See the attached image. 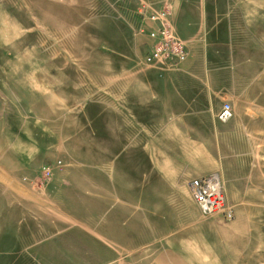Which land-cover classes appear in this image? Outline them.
<instances>
[{
	"label": "crops",
	"instance_id": "crops-1",
	"mask_svg": "<svg viewBox=\"0 0 264 264\" xmlns=\"http://www.w3.org/2000/svg\"><path fill=\"white\" fill-rule=\"evenodd\" d=\"M145 1L168 8L182 65L141 57L102 70L97 92L56 71L31 120L0 129V264H253L260 252L264 212L236 206L264 201L263 0ZM213 172L235 206L222 229L184 192Z\"/></svg>",
	"mask_w": 264,
	"mask_h": 264
},
{
	"label": "rangeland",
	"instance_id": "rangeland-1",
	"mask_svg": "<svg viewBox=\"0 0 264 264\" xmlns=\"http://www.w3.org/2000/svg\"><path fill=\"white\" fill-rule=\"evenodd\" d=\"M149 8L145 0H0V129L31 120L33 111L42 105L32 99L52 90L56 71H62L61 79L71 77L81 92L85 80L92 77V90L97 92L102 70L106 74L119 65L142 64L147 44L141 34ZM86 85L91 88L88 81ZM185 190L192 199L189 186ZM261 208L264 201L236 206L243 214L264 212ZM210 221L213 228L221 229L232 222ZM263 232L261 242L254 246L260 252L252 254L253 264H264Z\"/></svg>",
	"mask_w": 264,
	"mask_h": 264
},
{
	"label": "built area",
	"instance_id": "built-area-1",
	"mask_svg": "<svg viewBox=\"0 0 264 264\" xmlns=\"http://www.w3.org/2000/svg\"><path fill=\"white\" fill-rule=\"evenodd\" d=\"M147 20L153 25L145 26L142 30L151 39L143 56V62L168 69L178 68L187 59L188 50L186 43L177 35L173 27L168 8H151L147 12ZM231 116V105L225 103L219 112V117L226 121ZM62 164V160H57L55 164L46 163L42 166V172L49 177L54 169ZM189 186L194 201L205 217L218 218L225 222L236 217L235 207L229 202L218 173L213 172L195 178L190 181Z\"/></svg>",
	"mask_w": 264,
	"mask_h": 264
}]
</instances>
